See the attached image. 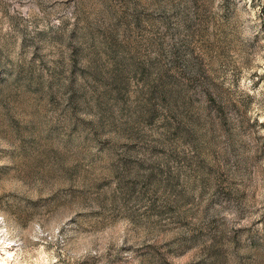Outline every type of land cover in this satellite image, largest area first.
<instances>
[{"label": "rangeland", "instance_id": "374dc122", "mask_svg": "<svg viewBox=\"0 0 264 264\" xmlns=\"http://www.w3.org/2000/svg\"><path fill=\"white\" fill-rule=\"evenodd\" d=\"M0 264H264V0H0Z\"/></svg>", "mask_w": 264, "mask_h": 264}, {"label": "built area", "instance_id": "2783aa9c", "mask_svg": "<svg viewBox=\"0 0 264 264\" xmlns=\"http://www.w3.org/2000/svg\"><path fill=\"white\" fill-rule=\"evenodd\" d=\"M4 240H6V242H13L14 239H12L11 237H5Z\"/></svg>", "mask_w": 264, "mask_h": 264}]
</instances>
